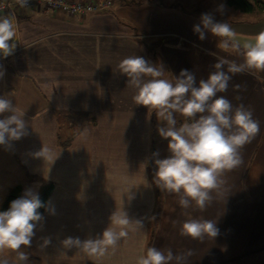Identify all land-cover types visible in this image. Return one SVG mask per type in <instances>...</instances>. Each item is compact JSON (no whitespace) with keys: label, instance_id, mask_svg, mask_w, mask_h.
<instances>
[{"label":"crops","instance_id":"1","mask_svg":"<svg viewBox=\"0 0 264 264\" xmlns=\"http://www.w3.org/2000/svg\"><path fill=\"white\" fill-rule=\"evenodd\" d=\"M164 2H118L83 16L43 6L18 8L8 15L14 18L16 49L0 57V71L5 73L0 94H11L14 105L25 113L28 135L2 146L9 172L0 193L5 195L17 184L25 191L34 184L53 183L46 207L54 208L55 214L42 213L32 242L39 264H136L147 248L154 220L150 246L174 254L191 249L187 264H222L264 249V72L236 74L227 92L220 94L234 107L251 109L260 132L242 149V165L225 174L212 204L204 211L194 205L183 209L175 195L154 183V160L170 155L168 140L157 131L164 122L134 104L135 91L119 72L120 61L142 56L162 64L166 78L187 69L197 82L207 78L218 58L243 62L239 53L220 49L218 38L206 34L200 40L194 33L193 26L207 10L195 11L197 4L189 0ZM184 3L195 8L191 11ZM236 12L232 28L243 36L237 40L243 45L264 30V13ZM72 113L94 117L95 122L86 123L71 145L62 148L58 117ZM177 119L182 123L180 116ZM43 147L50 152L44 158L36 156ZM156 152L158 157L153 156ZM122 207L131 221H142V231L133 226L103 256L62 247L61 241L69 236L84 240L102 234L112 213ZM191 218L216 221L219 235L204 241L182 237L180 227ZM44 237L51 243L41 250Z\"/></svg>","mask_w":264,"mask_h":264},{"label":"clouds","instance_id":"2","mask_svg":"<svg viewBox=\"0 0 264 264\" xmlns=\"http://www.w3.org/2000/svg\"><path fill=\"white\" fill-rule=\"evenodd\" d=\"M16 3L21 8L28 7V0H16ZM228 11L227 5L220 3L214 10L202 13L193 31L200 40L206 39V34L218 38V47L239 53L242 63L218 58L212 65L214 70L198 82L195 74L187 69L172 79L166 78L162 64H153L138 55L127 56L118 65L119 72L127 77V85L135 91L134 104L146 107L149 113L155 112L158 121L164 122L157 131L162 139L168 140L170 155L154 160V183L162 192L175 195L183 209L194 205L201 211L206 210L213 202V194L222 189L225 174L242 165V149L260 132V123L251 109L243 104L234 107L220 94L227 92L234 75L264 72V30L241 45L235 39L232 26L225 19L216 18L217 14L226 16ZM15 37L14 18L0 17V57L14 54ZM4 75L0 71V78ZM10 95H0V116L3 117L0 118V146L6 147L28 135L25 113L17 109ZM177 116L182 118V123ZM47 152L50 149L43 147L35 155L44 158ZM153 156L158 157L159 153ZM129 193L130 190L127 196L131 200L134 197ZM42 207L55 214L54 208L46 207L38 193L26 189L21 197L10 202L7 210L0 211V264H10L4 253L15 254V264H30L28 250L37 225L44 219L38 211ZM133 226L135 231L143 230L142 221H131L122 207L112 213L110 224L102 234L84 240L69 236L61 244L66 250L103 256L126 238ZM219 233L216 221L209 219H187L180 227V235L194 241L213 240ZM50 243L44 237L39 248L43 250ZM192 255L191 249L174 254L171 249L150 246L136 264H187Z\"/></svg>","mask_w":264,"mask_h":264},{"label":"trees","instance_id":"3","mask_svg":"<svg viewBox=\"0 0 264 264\" xmlns=\"http://www.w3.org/2000/svg\"><path fill=\"white\" fill-rule=\"evenodd\" d=\"M113 3H156L161 1L162 4H166L164 0H110ZM226 5L244 14H260L264 13V1L263 0H226ZM177 5V4H175ZM199 9H195L197 11ZM200 11V10H199ZM60 124H58V143L62 148H67L71 145L74 138L83 130L84 125L88 122L94 123V117L87 116L85 114L72 113L62 117ZM61 119V118H60ZM69 122V125L66 124ZM153 152V151H152ZM53 190V184L48 185L45 190L39 195L42 202L47 205L48 199ZM24 193V187L22 184H17L10 187L6 193L3 204L1 205L0 211H5L9 208L10 202L21 197ZM160 210V206H159ZM42 214L45 211V207L38 209ZM156 222L154 220L151 229L150 236L148 239L147 247H150V243L155 233ZM222 264H264V249L242 256L240 258L229 260Z\"/></svg>","mask_w":264,"mask_h":264},{"label":"built area","instance_id":"4","mask_svg":"<svg viewBox=\"0 0 264 264\" xmlns=\"http://www.w3.org/2000/svg\"><path fill=\"white\" fill-rule=\"evenodd\" d=\"M110 0H28V7L43 6L48 10L62 11L70 15H86L110 8ZM21 8L16 0H0V17L8 16Z\"/></svg>","mask_w":264,"mask_h":264},{"label":"rangeland","instance_id":"5","mask_svg":"<svg viewBox=\"0 0 264 264\" xmlns=\"http://www.w3.org/2000/svg\"><path fill=\"white\" fill-rule=\"evenodd\" d=\"M190 2L192 3H196L197 4V8L200 10V9H204L205 11L207 10L208 12L209 11H212L214 10V8L218 5L216 4L215 1H212V0H189ZM226 4V3H225ZM185 7L187 9H190V8H195L193 7L194 4H191L189 3L188 5H186L184 3ZM228 7V6H227ZM230 8V7H228ZM232 9V8H230ZM191 10V9H190ZM197 10V12L199 11ZM192 11V10H191ZM237 10L234 11L233 9V12H228V14L224 17H221L219 14H217L218 16V20H222V19H225L226 21H228V23L231 25V26H234V20H236V18L238 17V12H236ZM240 12V11H239ZM246 15V14H245ZM234 28V27H233ZM236 34V33H235ZM243 36L241 35H238L236 34L235 35V39L236 41L239 40V39H242ZM238 42V41H237ZM152 47H156L158 46V44L156 42H153L152 44H150ZM1 95V94H0ZM66 115L68 114H64V115H60L58 117V123L60 124V120H62L63 118L62 117H65ZM0 118H3L2 116H0ZM61 118V119H60ZM66 124L69 125V122H66ZM8 162H9V159L7 157V154L6 152H4L2 146H0V188L5 184V180L8 179L7 177V174L9 172V169H7V166H8ZM9 182V181H8ZM14 182V181H12ZM50 184H53V183H50ZM48 184V185H50ZM47 185V186H48ZM14 186V185H13ZM46 186V187H47ZM46 187H41L37 184H34L33 187H29L27 189H31L33 190L34 192L38 193V195H40ZM42 188V189H41ZM4 196V197H3ZM5 196H6V193L5 195H2L0 193V208H1V205L3 204L4 202V199H5ZM28 254H29V259H30V264H39L38 263V254H37V251H35L34 247H33V244H32V247L28 250ZM4 257H6L10 264H15V254H9V253H4L3 254Z\"/></svg>","mask_w":264,"mask_h":264}]
</instances>
